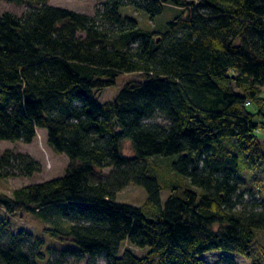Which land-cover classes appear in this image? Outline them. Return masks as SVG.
Here are the masks:
<instances>
[{
    "label": "trees",
    "instance_id": "16d2710c",
    "mask_svg": "<svg viewBox=\"0 0 264 264\" xmlns=\"http://www.w3.org/2000/svg\"><path fill=\"white\" fill-rule=\"evenodd\" d=\"M13 1L30 9L0 14V141L31 144L45 130L68 163L59 178L0 196V209L55 217L44 233L73 248L61 257L211 264L204 256L222 252L264 264V0H109L94 17L50 0ZM126 7L150 20L175 11L142 29L121 14ZM129 74L139 79L99 102ZM175 156L170 168L182 180L167 185L162 205L150 159ZM17 170L30 176L40 166L4 151L0 179ZM243 173L260 190L250 207L234 200ZM130 184L145 189L143 207L116 202ZM124 243L148 252L137 257ZM43 244L0 219V264H54Z\"/></svg>",
    "mask_w": 264,
    "mask_h": 264
},
{
    "label": "rangeland",
    "instance_id": "374dc122",
    "mask_svg": "<svg viewBox=\"0 0 264 264\" xmlns=\"http://www.w3.org/2000/svg\"><path fill=\"white\" fill-rule=\"evenodd\" d=\"M108 1L109 0H50L48 5L94 17L97 12H100L104 9L105 4ZM120 1L125 5H128L130 1L136 0ZM188 1L196 2L198 0ZM29 9L30 7L24 3H18L13 0H0V14L9 12L21 17ZM174 11L175 9L170 7L167 10H164L161 15L155 17L154 20H150L145 13L134 11L130 9V7L122 9L121 14L135 18L139 22V26L142 29H158L160 25L165 24L167 21L173 18ZM138 79L139 77L137 75H122L117 80L116 86L102 90L97 94L99 102L105 103L112 100L125 83ZM154 122L165 124V122L160 118L154 119ZM258 136L264 151V129H260L258 131ZM6 150H11L15 154L29 155L39 164L40 170L30 176L22 175L17 170V172H14L15 174L11 175L10 177L6 179H0V196L10 197L12 191L16 188L59 178L63 175L68 163L67 157L65 155L56 154L48 147L45 130H37L36 137L31 144L0 141V155H2ZM123 152L125 157H130L133 155L130 141H125L123 143ZM150 160L156 162L159 166V168L155 171H150V174L156 177L158 184L161 187L160 200L161 204L163 205L169 195L167 185L169 183L179 182L182 180V177L170 168L172 163L178 161V157H153ZM109 171L110 169H105L102 171V174L107 175ZM186 181L189 182L188 179H186ZM237 184L238 190L234 200L236 203H239L238 207H250L256 203V201L260 200V190L252 185L247 173H243L241 175V181H238ZM115 200L121 204L141 208L146 203L147 193L143 187L130 184L116 194ZM0 219L5 220L9 224L10 231L14 234L18 232H25L31 234L35 239H42L44 241L42 247L44 248L45 253H49L47 251L48 249L54 250V252L48 257L49 260L54 264H105L102 256L88 257L74 254L61 257L62 251L73 248L66 244L59 245V242L50 239L44 233V229L50 227V222L55 220V217L53 220L50 219L46 222L43 219L37 218L26 212H21L16 215H8L2 209H0ZM62 225H68L67 221L62 223ZM124 249L132 251V253L137 257H142L148 252V249L137 250L127 243L122 245V250ZM204 259L211 264H227L228 261H232L234 264H250L248 260L242 257L222 252L207 254L204 256Z\"/></svg>",
    "mask_w": 264,
    "mask_h": 264
}]
</instances>
